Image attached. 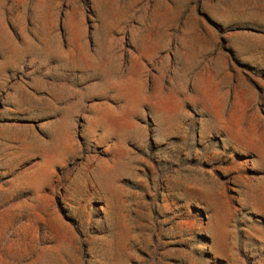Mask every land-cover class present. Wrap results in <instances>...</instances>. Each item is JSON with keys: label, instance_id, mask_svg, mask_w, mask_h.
<instances>
[{"label": "rangeland", "instance_id": "1", "mask_svg": "<svg viewBox=\"0 0 264 264\" xmlns=\"http://www.w3.org/2000/svg\"><path fill=\"white\" fill-rule=\"evenodd\" d=\"M0 264H264V0H0Z\"/></svg>", "mask_w": 264, "mask_h": 264}, {"label": "crops", "instance_id": "2", "mask_svg": "<svg viewBox=\"0 0 264 264\" xmlns=\"http://www.w3.org/2000/svg\"><path fill=\"white\" fill-rule=\"evenodd\" d=\"M130 89V88H129ZM129 92H130V90H129Z\"/></svg>", "mask_w": 264, "mask_h": 264}]
</instances>
